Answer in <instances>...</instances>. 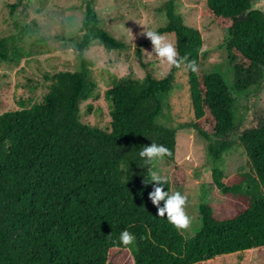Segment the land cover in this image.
<instances>
[{"label":"trees","instance_id":"obj_1","mask_svg":"<svg viewBox=\"0 0 264 264\" xmlns=\"http://www.w3.org/2000/svg\"><path fill=\"white\" fill-rule=\"evenodd\" d=\"M95 2H78L84 17L79 34L71 38L78 69L45 73L51 82L41 102L0 114V264H204L264 247V120L258 115L240 128L232 92L251 86L257 92L263 83L264 13L247 14L250 0H206L205 14L228 32L224 45L234 69L230 89L218 72L201 71L202 34L185 23L177 0H166L160 7L166 23L152 31L174 37L182 63L161 78L150 72L142 78H113L105 91L111 115L106 130L80 118L81 104L98 87L85 51L95 44L109 51L128 46L102 27ZM26 3L11 4V14L26 10ZM15 26L18 32L0 36V62L19 64L27 56L22 43L39 31L36 23L35 28ZM150 44L147 37L141 41L139 57ZM183 64L193 115L192 121L174 126L161 118L172 109L176 72ZM186 126L207 141L210 155L235 146L246 156L232 181L223 169L213 170L215 185L234 204L230 215L218 217L212 205L201 203L202 226L190 238L157 215L148 196L153 186L145 183L151 172L130 160L152 141L167 147L165 158L174 160L177 132ZM185 177L177 167L179 187ZM124 229L135 237L128 247L118 241Z\"/></svg>","mask_w":264,"mask_h":264},{"label":"rangeland","instance_id":"obj_2","mask_svg":"<svg viewBox=\"0 0 264 264\" xmlns=\"http://www.w3.org/2000/svg\"><path fill=\"white\" fill-rule=\"evenodd\" d=\"M16 1L0 0V36L18 32L16 23L24 29L35 28L36 23L39 31L26 37L22 43L27 56L19 64L0 62V114L41 102L51 82L45 79V73L76 70L79 66L78 52L71 41L72 37L79 34L84 17L83 9L78 5L79 0H26V10L18 9L11 14L10 5ZM165 1L96 0L102 27L123 40L128 47L123 51H109L95 44L85 51L87 58L93 61V78L98 87L96 95L81 104L80 118L83 123L106 130L111 128L110 103L105 91L113 85V78L126 75L142 78L147 72L161 78L169 72L171 66L167 62L162 63L152 53V44L142 49V57L137 54L141 41L147 37L146 32L166 23L165 12L160 10ZM176 3L185 23L199 29L202 34L204 52L201 71L218 72L232 89L234 69L229 64L224 45L228 37L227 30L219 28L205 14L206 0H177ZM165 38L175 47L174 37L169 35ZM232 92L235 121L241 128L256 119L252 114V103L258 91H255V86H251L245 91L232 89ZM170 102L172 109L165 110L161 118L163 122L178 126L192 121L189 77L185 64L176 72ZM207 146V141L199 137L193 127L180 128L177 132L175 159L163 157L153 165V170L167 179L170 191H181L187 196L186 214L191 220L182 232L186 238L194 236L202 226L201 203L212 205L218 217L229 216V208L234 206L215 185L214 168L223 169L228 181H232L246 163V156L235 146L218 157L210 155ZM177 167L186 172L181 187L175 178ZM111 263L124 264L116 261ZM204 264H264V247L223 255Z\"/></svg>","mask_w":264,"mask_h":264},{"label":"clouds","instance_id":"obj_3","mask_svg":"<svg viewBox=\"0 0 264 264\" xmlns=\"http://www.w3.org/2000/svg\"><path fill=\"white\" fill-rule=\"evenodd\" d=\"M146 36L150 39L153 46L152 53L160 58L162 63L167 62L170 66H179L182 63L183 58H178L176 48L172 43L167 41L165 36L156 31H148L146 32ZM188 66L193 71L196 70L194 63H190ZM169 154L167 147L152 141L150 145L140 148L130 160H134L139 166L146 167L151 172L150 179L145 180V183L152 184L153 186V191L148 193V196L158 209L157 215L159 217H166L170 224L178 231L183 232L189 226L191 220L186 214L187 196L181 191H170L169 189L165 191L164 187L168 183L167 179L156 171L151 170L156 161ZM137 156L139 163L136 159ZM161 201H163V206H161ZM134 239V234L130 233L127 229L122 230L118 237L119 244L125 247L132 245Z\"/></svg>","mask_w":264,"mask_h":264},{"label":"water","instance_id":"obj_4","mask_svg":"<svg viewBox=\"0 0 264 264\" xmlns=\"http://www.w3.org/2000/svg\"><path fill=\"white\" fill-rule=\"evenodd\" d=\"M261 11L264 13V0H250V7L247 9V14L252 11ZM252 114L253 117H257L261 115L264 120V68H263V83L259 89V91L254 96V100L252 103Z\"/></svg>","mask_w":264,"mask_h":264}]
</instances>
